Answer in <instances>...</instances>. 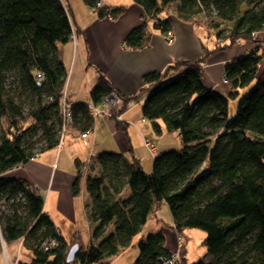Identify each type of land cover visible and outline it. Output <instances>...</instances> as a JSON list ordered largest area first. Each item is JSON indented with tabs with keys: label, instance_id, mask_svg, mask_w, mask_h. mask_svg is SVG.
I'll return each mask as SVG.
<instances>
[{
	"label": "trees",
	"instance_id": "trees-1",
	"mask_svg": "<svg viewBox=\"0 0 264 264\" xmlns=\"http://www.w3.org/2000/svg\"><path fill=\"white\" fill-rule=\"evenodd\" d=\"M84 1L95 8L97 0ZM133 1L162 34L173 32L172 14L159 16L166 7L173 5V13L189 21L211 17L214 10L221 22L232 23L225 35L230 42L224 46L245 38L255 47L223 65L222 77L231 89L227 95L203 83V56L145 73L143 85L127 95L99 70L90 91L93 104L116 92L122 101L116 113L121 114L132 100H142V118L153 123L158 135L163 134L161 121L167 132L178 133L183 146L155 157L151 173L133 154L102 152L85 178L88 218L95 231L88 245L73 241L78 250L67 262L73 244H66L43 211L44 196L27 180L8 173L57 147L58 133L68 122L81 134L93 129L89 102L67 101L68 73L57 46L71 42L77 31L67 0H0V248L22 241L32 258L28 262L17 258L16 264H108V258L128 245L165 203L171 227L179 235L186 228L206 233L208 261L193 264H264V68L259 67L264 39L258 36L264 31V0ZM94 10L101 18L116 19L125 6L104 4ZM205 23L214 31L219 25ZM143 26L128 33L127 48L146 46ZM244 88L247 91L239 95ZM64 98L70 105V121L63 118ZM229 99L236 100L230 118ZM125 124L117 121L119 128ZM38 143L42 145L37 147ZM81 172L78 167L75 194L80 191ZM51 239L57 245L45 249L43 243ZM137 247L134 264H160L161 257L172 254L162 232L141 238ZM183 253L181 247L184 262Z\"/></svg>",
	"mask_w": 264,
	"mask_h": 264
},
{
	"label": "crops",
	"instance_id": "crops-1",
	"mask_svg": "<svg viewBox=\"0 0 264 264\" xmlns=\"http://www.w3.org/2000/svg\"><path fill=\"white\" fill-rule=\"evenodd\" d=\"M102 1L105 4L108 3L107 0ZM142 15H144L143 8L132 0L126 5L123 14L116 19L94 18L85 23L77 21V24L82 27L81 31H83L85 43L77 32V34L73 33L71 42L63 44L59 49L61 59L68 73L65 94L69 104L91 101L90 91L94 84H91L90 77L96 80L97 76L94 75L95 73L93 68L89 67L90 65L101 69L117 91L127 95L136 92L143 85L142 76L145 73L163 70L176 59L179 61H194L200 58L201 51L197 49L196 45L193 48L185 44L183 48V40L185 39L184 41L187 43L188 38L189 41L190 39L192 41L194 36L188 34V32H191L190 27L181 25L179 22L176 25L179 27L173 29L171 42H166L161 35L153 34L150 47L127 48L124 45V39L131 29L140 24ZM262 32H259L258 35ZM252 49L243 48L240 50V55L247 54ZM225 62V58L221 57L204 61L202 80L205 85L211 88L215 85H225L222 83ZM137 102L139 104H136V102L132 105L128 104L127 108L121 113V120L126 123L124 129L126 128L127 135L119 130L118 120L114 118V125L110 120L113 117L98 115L94 118L93 132L91 130V133L81 134L74 127L70 130L71 136L67 137L65 144L64 139L56 148L40 153L28 162L16 166L8 173L10 176L27 180L44 196L43 211L49 216L55 228L65 240L78 241V239H81L82 245H88L91 241L94 224L88 218L85 178L89 166L93 163L90 151H93L92 146L95 147L98 131L102 132L105 138L107 137L106 142L109 140L115 143L120 150L119 153L125 154L129 151L132 154L133 148H129L128 143L129 134L134 138L135 145L142 149L146 148L143 142L144 138H147L145 135L150 136L160 151L177 149L176 138L174 140L171 132L165 130L166 132L159 138L153 134L147 122L142 120V100ZM119 107H121V104ZM136 108H139L140 113L139 111L138 114L137 112L132 113ZM139 114L141 118H139ZM108 133L111 134L108 136ZM87 138L89 139L87 140ZM86 148L89 150L86 151ZM100 149L107 150L109 148L102 147ZM84 151L86 152L84 153ZM139 160L141 162V159ZM87 161H90V164L85 172H81V179L83 180L79 193L75 194L73 193V184L77 178L78 167L81 169V166ZM157 225L153 232H162L165 236L166 248L173 252L178 247L175 230L172 227L165 229L160 223ZM21 242H19L20 245Z\"/></svg>",
	"mask_w": 264,
	"mask_h": 264
},
{
	"label": "rangeland",
	"instance_id": "rangeland-1",
	"mask_svg": "<svg viewBox=\"0 0 264 264\" xmlns=\"http://www.w3.org/2000/svg\"><path fill=\"white\" fill-rule=\"evenodd\" d=\"M131 1L132 0H107V2H108L107 5H109V6H125L126 7V5L128 3H130ZM67 4L69 5V8L71 10L73 29H75L78 32V35L80 36L82 41L85 43L86 40H85L84 34L82 33L83 31H81L82 27H81V25L77 24V21L80 23H85V22H90L94 18H101V17H99L98 13H96V11H93L91 6H89L84 0H67ZM173 11H174L173 5H171L170 7H166L165 12H161L159 14V16H160V18H165L169 14H172L173 29L176 27L177 28L179 27V26H176L178 24V22L181 25H186V26L191 28V32H188V34H189V36H190V34H193L194 38L192 37V41H191V39L189 41V38L187 37L188 38L187 43H185V41H184L185 39H184L182 42V46L184 48L185 44H187L188 46L195 48V45H196L198 47L197 49L199 51H201L200 58H202V56H203L204 59L207 60V59H214L215 57H221V58H225L226 62H228L231 60L232 57L239 56L241 53L240 52L241 49L253 48L255 45V43L252 40L245 39V38H238L235 43L230 44L229 46H224V45L229 44V42H230L229 38H225V35L230 30L232 23L229 21L228 22H225V21L221 22V20L216 16V13L214 12V10L211 11V17H208L205 19L202 16H200V17L198 16V17H196V19H193L190 21L181 18L180 16H178V14L173 13ZM101 19H115V18L103 17ZM209 20L219 22V25H218V27L215 28V31L211 30L206 25L207 22L205 23V21L209 22ZM140 25H144L142 27V29L146 35L145 38H146L147 44L144 47H148L149 45H151L150 40H151L153 34L161 35L164 37V40L166 42H169L167 39V35L162 34L159 30H157L156 28L153 27L152 20H150L147 17V14H145V12H144V15H142V21L140 22V24L138 26H140ZM259 35L258 36L261 38V40L264 39V32H262ZM62 45L63 44H60V43L57 44L59 49L61 48ZM135 49H138V48H135ZM183 52H184V49H183ZM176 60H174L173 62H175ZM263 61H264V59L262 60V63L260 64L259 67L263 66V63H264ZM172 63H170V64H172ZM89 67L93 68V71L95 73L94 75L97 76L96 80L100 74L99 70L102 74L106 75L98 67H93L91 65ZM89 70L91 71V69H89ZM163 70H160V71H163ZM174 74H176V72L169 75L168 78L172 77ZM90 80H92L91 84H95V82H96L95 78L93 79V77H90ZM67 83H68V81H67ZM213 89L218 91V92L220 91L223 95H227L229 93V91L231 90L230 87L226 84L225 85H217V86L215 85V86H213ZM247 89L248 88L241 89L239 95L244 94L247 91ZM42 97L44 99V95ZM135 102H136V104H139L136 100L135 101L132 100L129 104L132 105ZM235 103H236L235 99H229V105H228V117L229 118L235 114V111H236L235 110ZM138 111H139V108H136L132 111V113L137 112V114H138ZM139 113H140V111H139ZM138 116H139V118H141L140 114ZM110 120L115 125V119L110 118ZM143 121L147 122L148 127L151 129V131L153 132V134L156 137L159 138L161 136V135H158L156 133L155 127L150 120H143ZM158 122H159V124L163 130V133H165L166 131H165L164 124L161 121H158ZM124 124H125V122H124ZM72 129H74V126L70 122H68L66 125H64L62 127V130H60L58 133V136L60 137L59 138L60 144L62 143V141L64 139H65L64 144L66 143L69 136H71L70 130H72ZM121 129H123V130H121ZM125 129L119 128V130L121 132L126 133V135H127L128 132L125 131ZM93 131H94V129H92L91 132H93ZM97 133L98 134H97L96 142L94 145L95 147L92 146L91 149L93 151L92 152L90 151V153H92V158H91L92 162H94L96 159H98V156L102 152H105L107 150H110V151L113 150V152H117V153L120 152V150L116 147L115 143H113L112 141H109V140H108V142H106L107 137L105 138V135L102 132L98 131ZM109 134H111V133H108V136H109ZM171 134L174 136V140L176 138V142H177L176 148L177 149L181 148L183 146V143H182L178 133L177 132H171ZM145 137H147L152 142L153 146L156 149L154 155H152V156L147 153L148 150L146 148L142 149V148L137 147L135 145L134 138L130 134L128 135V143L130 145L129 148H133L132 154L136 158L141 159V165H142L143 169L145 170V172L151 173L154 158L157 157L163 151H160L158 149V146L150 138L149 135H145ZM88 139L89 138H87V140ZM155 139H157V138H155ZM41 145H42L41 143H38L36 146L39 147ZM102 147H107L109 149H107V150L106 149L105 150L100 149ZM54 148H56V147H54ZM88 150L89 149L86 148V151H88ZM167 150H170V149H167ZM86 151H84V153ZM120 154L126 155L127 157L129 155H131V153L129 151L125 154L124 153H120ZM123 171H124V167L121 165L118 173L121 174ZM82 180L83 179H81V182H82ZM89 200H90V198H89V195L87 193L86 194V203ZM158 223H160V225L165 229H168L171 227L172 217H171L170 211L168 209V206L165 203H161L156 208L155 214L150 215L149 219L144 224L142 230L132 237V239L130 240L128 245L124 246L122 248V250L119 253H117L116 255L108 258V264H134L135 260L138 257V254H139V250L137 247L139 240L143 237H146L148 234L153 233V231L158 226L157 225ZM108 226H109V230H108L107 234H109L112 231V225L110 224ZM94 231H95V228H93V232ZM182 233L183 234L179 235L175 231V238L177 240V243L181 240L179 243V246H180V251H181V247L184 248V253H183L184 262L186 264H193V263H196L199 261L207 262L208 261V252H207L205 245L203 244V240L206 237L205 231H203L202 229H199V228H189V229L186 228L183 230ZM179 236H181L182 239L179 240ZM183 236H184V238H183ZM78 241L80 244H82L81 239H78ZM66 244L71 246L73 244V240H66ZM11 246L12 245L7 246V249L4 247V251H3L2 247L0 248V264H15L17 261V258L23 262H28L31 260L32 252L25 245H20L18 243V244H14L12 247ZM52 247H54V246H52Z\"/></svg>",
	"mask_w": 264,
	"mask_h": 264
},
{
	"label": "built area",
	"instance_id": "built-area-1",
	"mask_svg": "<svg viewBox=\"0 0 264 264\" xmlns=\"http://www.w3.org/2000/svg\"><path fill=\"white\" fill-rule=\"evenodd\" d=\"M104 4L105 3L102 0H97L95 8H93V11H95L94 9H96L97 7H102ZM167 39L169 42L172 41V39H173L172 32H169L167 34ZM222 82L226 84L228 81L225 77H222ZM63 100H64L63 118H64V121H70L71 120L70 105L65 102V98ZM120 104H121V98L119 97V95L116 92H110L98 104H93L90 101L89 102V109H90V112L94 118L97 117L98 115H107L109 117L115 118L118 121H122L121 120V118H122L121 114H117L116 110H115L120 106ZM143 142H144V146L148 150V153L150 155H154L156 149L153 146L152 142L148 138H144ZM89 164H90V161H87L85 164H83L81 166V169L83 172H85L87 170ZM180 239H182L181 236H179V240ZM180 241L178 242V247H176V249L172 252V254L170 256L161 257L159 259L160 264H184V262L182 261V258H181V251H180V246H179ZM56 245H57V242L54 239H51L49 241H45L43 243V246L45 247V249L48 247L56 246ZM2 248L4 251L3 245H2ZM16 263H17V261H16Z\"/></svg>",
	"mask_w": 264,
	"mask_h": 264
},
{
	"label": "water",
	"instance_id": "water-1",
	"mask_svg": "<svg viewBox=\"0 0 264 264\" xmlns=\"http://www.w3.org/2000/svg\"><path fill=\"white\" fill-rule=\"evenodd\" d=\"M77 250H78V245L77 244H73L69 248V250L67 252V255H66V261L67 262H70V261H72L74 259V256H75V253L77 252Z\"/></svg>",
	"mask_w": 264,
	"mask_h": 264
}]
</instances>
